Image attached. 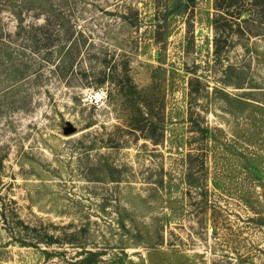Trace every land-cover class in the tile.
Returning a JSON list of instances; mask_svg holds the SVG:
<instances>
[{
	"label": "rangeland",
	"instance_id": "obj_1",
	"mask_svg": "<svg viewBox=\"0 0 264 264\" xmlns=\"http://www.w3.org/2000/svg\"><path fill=\"white\" fill-rule=\"evenodd\" d=\"M214 16L0 0V264H264V26H226L217 56ZM116 61L164 101L161 141L127 130Z\"/></svg>",
	"mask_w": 264,
	"mask_h": 264
},
{
	"label": "trees",
	"instance_id": "obj_2",
	"mask_svg": "<svg viewBox=\"0 0 264 264\" xmlns=\"http://www.w3.org/2000/svg\"><path fill=\"white\" fill-rule=\"evenodd\" d=\"M253 1L254 2H251L252 8L248 9V0H214V47L215 54L217 56L221 55L223 43H228V39L223 38L222 33H220L225 31L226 26L233 27V25H235L237 26L236 30L243 33L246 32V28H248V26L251 25L253 22L260 23L264 26V0ZM187 2L189 3V0H187ZM176 6L177 5L175 3L171 4L172 9L176 8V11L182 10V8L180 7L181 3L179 7ZM257 15H259L260 20H257L255 19V17H253ZM243 23H245L247 27H244ZM114 66V68L122 74L121 76H118V79H115V81L114 79H110L111 83L115 84L119 88L121 96L125 100H127V102L131 101L134 103L132 104L133 110L128 116L125 117L127 121V130L130 132L139 131L146 138L153 139L156 142L161 141L165 133L164 101L160 100L156 105V103H153L152 100L150 101L147 97H145V99H142L145 95H147L148 92L146 89H139L138 86L134 83L133 79L129 74L127 63L120 64L116 61V63H114ZM106 81L107 79H101L100 83L105 84ZM160 86L161 83H159L158 80H155L152 82L150 88H153L154 90L158 89ZM144 92L145 94L143 95ZM196 126H198L199 131L203 134V136H214L213 131L210 127H201V125H198L197 123ZM195 157L196 156H194V154L189 155V169H187L188 172L186 175L187 183L189 185L195 184L194 173L192 172L194 167V161L196 160ZM200 160L203 159L200 158ZM201 163L203 166V162ZM86 253L90 254V256L96 255L94 252L91 251H86ZM90 258L91 257H89V259ZM89 259L83 261V263L90 264L92 261L91 259Z\"/></svg>",
	"mask_w": 264,
	"mask_h": 264
},
{
	"label": "water",
	"instance_id": "obj_3",
	"mask_svg": "<svg viewBox=\"0 0 264 264\" xmlns=\"http://www.w3.org/2000/svg\"><path fill=\"white\" fill-rule=\"evenodd\" d=\"M74 128L73 127H70L68 132H73Z\"/></svg>",
	"mask_w": 264,
	"mask_h": 264
}]
</instances>
